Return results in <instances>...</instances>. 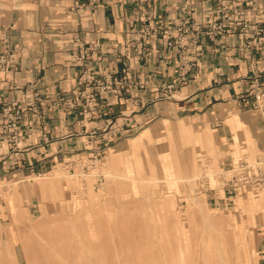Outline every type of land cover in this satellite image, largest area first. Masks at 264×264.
Segmentation results:
<instances>
[{"label": "crops", "instance_id": "obj_1", "mask_svg": "<svg viewBox=\"0 0 264 264\" xmlns=\"http://www.w3.org/2000/svg\"><path fill=\"white\" fill-rule=\"evenodd\" d=\"M145 17L159 33L137 60L130 48L131 28ZM179 19L202 29L217 19L225 30L201 35L183 57L176 45L166 47L162 35ZM244 22L249 31L264 24V0H0V51L13 52L0 70V110L13 95L27 100L29 89L45 102L39 116L24 112L17 145L10 143L0 115V180L29 178L59 164L98 157L108 166L120 161L123 168L130 161L134 170L139 158L144 167L156 159L162 171L166 157L170 174L178 167L181 173L196 167L199 189L210 202L232 204L252 187L247 182L229 192L232 176L264 175V124L256 111L237 103L254 72L264 91V42L254 38V48H248L249 40L238 36ZM183 58L193 65L171 95H164ZM109 73L139 77L144 88L94 91L99 104L85 113L80 93L89 87L81 80ZM57 95L72 98L76 106L52 108ZM181 124L187 130L183 134ZM104 129L113 135L103 140L90 135ZM238 167L245 169L231 170Z\"/></svg>", "mask_w": 264, "mask_h": 264}, {"label": "rangeland", "instance_id": "obj_2", "mask_svg": "<svg viewBox=\"0 0 264 264\" xmlns=\"http://www.w3.org/2000/svg\"><path fill=\"white\" fill-rule=\"evenodd\" d=\"M79 160L0 180V264H264V186L215 206L175 153V175Z\"/></svg>", "mask_w": 264, "mask_h": 264}, {"label": "built area", "instance_id": "obj_3", "mask_svg": "<svg viewBox=\"0 0 264 264\" xmlns=\"http://www.w3.org/2000/svg\"><path fill=\"white\" fill-rule=\"evenodd\" d=\"M225 5H221L218 9L219 14L223 16ZM158 25L161 27L164 26L162 22ZM159 26V27H160ZM224 27L221 21L217 19L212 20L207 23L205 29H202L197 24H190L185 20L179 19L175 23L174 30H163L162 35L165 40V45L167 48H172L177 46L179 53L184 57L186 54V49L189 45L197 43L200 36L205 34L210 37L220 35L224 31ZM133 35L130 48L133 51V58L139 59L145 49V43H151L157 40L158 29L153 26L149 21L148 17H145L143 22L138 27L131 28ZM239 38L248 39L247 47L254 48L253 39L255 38V43L259 44L264 42V24L258 26L255 30L249 31L247 23H241V29L239 31ZM252 41V43H250ZM13 58V52L5 47L0 51V70H5ZM184 65L182 69L178 71L176 78L170 83L166 84L164 87V95H171L172 91L183 81L184 76L190 70L193 65L191 61H187L185 58ZM186 60V61H185ZM80 83L85 84L89 87V92L85 90L81 91L80 96L84 98L85 108L84 112L87 113L90 110L95 109L99 104V97L94 95V91L98 93H103L105 91H110L116 93L119 90H128L130 88H144V82L141 81L139 77L131 78L125 77L122 75L115 74H104L101 78H95L93 75L84 76ZM22 88L18 87V89ZM29 89V88H28ZM31 92L30 97L25 101H20L17 95L11 96V98L5 102V105L1 109V117L6 120V128L10 132L9 140L17 142L19 140L20 126L19 122L24 117V112L28 111L32 116H39V108L45 104L41 98H38L36 92H33L32 89H29ZM237 103L242 107L248 108L250 110L256 111L264 124V91L261 89L258 73H253L252 80L250 83V88L246 93L239 94L237 98ZM76 106L72 98H68L64 95H57L56 98L51 102V107L57 110H62L65 108H74ZM86 109L88 111L86 112ZM109 130L104 129L101 133L92 131L90 135L92 137H97L100 139H106L108 136L113 135V132L108 134ZM99 160L98 158H93L91 161ZM81 161V160H79ZM245 167H251L252 164L245 163ZM244 164V165H245ZM87 169L86 165L82 166ZM245 168H232L231 170H243ZM243 174H239L238 177L232 176L229 180V192H233V189L243 186L244 183L250 182L252 184V189H260L264 186V175L257 177L248 176L244 180ZM253 179V180H251Z\"/></svg>", "mask_w": 264, "mask_h": 264}, {"label": "bare ground", "instance_id": "obj_4", "mask_svg": "<svg viewBox=\"0 0 264 264\" xmlns=\"http://www.w3.org/2000/svg\"><path fill=\"white\" fill-rule=\"evenodd\" d=\"M182 126H183V125H180L179 130L182 128ZM197 135H198V134H197ZM204 136H205V135H204ZM194 139H195V140H196V139H197V140H198V139L200 140V138H194ZM199 140H198V141H199ZM207 140H208V139H207ZM198 141H197V142H198ZM194 143H196V142H194ZM162 168H163L162 171H163L164 175L169 174L170 171H171V167L168 166V163H167V162H163V163H162ZM163 173H162V174H163ZM154 178H155V177H154ZM33 179H34V178H33ZM155 179H156V178H155ZM155 179H154V180H155ZM188 179H189V177H188ZM190 179H195V178H190ZM145 180H146V179H145ZM160 180H161V179H160ZM189 181H191V180H189ZM161 182H162V181H161ZM189 183H190V182H189ZM190 184H192V183H190ZM87 220H88V219H87Z\"/></svg>", "mask_w": 264, "mask_h": 264}]
</instances>
